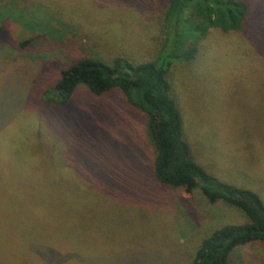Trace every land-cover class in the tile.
<instances>
[{"label":"rangeland","instance_id":"rangeland-1","mask_svg":"<svg viewBox=\"0 0 264 264\" xmlns=\"http://www.w3.org/2000/svg\"><path fill=\"white\" fill-rule=\"evenodd\" d=\"M165 2L15 0L2 10L0 264H60V244L77 264H191L202 239L247 221L199 189L153 178L144 113L118 89L96 96L79 85L58 105L53 85L71 62L137 64L171 45ZM168 76L190 158L264 204V44L213 28ZM90 184L109 191L104 204ZM229 264H264V241L236 247Z\"/></svg>","mask_w":264,"mask_h":264},{"label":"trees","instance_id":"trees-1","mask_svg":"<svg viewBox=\"0 0 264 264\" xmlns=\"http://www.w3.org/2000/svg\"><path fill=\"white\" fill-rule=\"evenodd\" d=\"M14 1L0 4V16ZM262 3L264 0H166L159 22L171 45H163L154 58L137 64L122 58L111 63L95 57L81 58L61 69L53 85L59 106L66 104L79 85L96 96L118 89L144 113L155 153L152 176L158 183L186 193L199 189L210 203L222 201L245 215V223L222 226L202 239L191 257V264H229L236 247L264 241V204L255 192L218 180L190 158L182 133L181 115L171 93L169 67L174 61L193 59L200 42L213 28L225 33L240 32L246 39L264 44ZM33 37L29 36L18 45L26 47L33 42ZM90 186L92 191H88V196L94 195L101 203L108 199L109 191L103 185ZM31 250L40 260V243H34ZM55 252L60 264L78 263L69 246L60 244Z\"/></svg>","mask_w":264,"mask_h":264}]
</instances>
